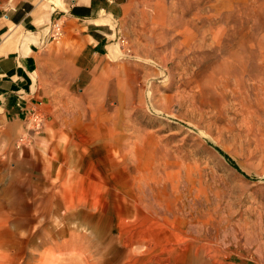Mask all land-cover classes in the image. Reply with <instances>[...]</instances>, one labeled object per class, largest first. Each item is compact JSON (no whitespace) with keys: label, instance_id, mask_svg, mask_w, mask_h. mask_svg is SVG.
Masks as SVG:
<instances>
[{"label":"rangeland","instance_id":"1","mask_svg":"<svg viewBox=\"0 0 264 264\" xmlns=\"http://www.w3.org/2000/svg\"><path fill=\"white\" fill-rule=\"evenodd\" d=\"M108 24L76 71L46 30L40 128L0 138V264H264V0H127Z\"/></svg>","mask_w":264,"mask_h":264},{"label":"crops","instance_id":"2","mask_svg":"<svg viewBox=\"0 0 264 264\" xmlns=\"http://www.w3.org/2000/svg\"><path fill=\"white\" fill-rule=\"evenodd\" d=\"M126 1L0 0V138L24 142L27 150L37 135L26 126L46 99L49 24L61 22L64 36L78 43L72 66L82 70L85 52L95 58L106 48L101 45L110 31L108 22Z\"/></svg>","mask_w":264,"mask_h":264},{"label":"built area","instance_id":"3","mask_svg":"<svg viewBox=\"0 0 264 264\" xmlns=\"http://www.w3.org/2000/svg\"><path fill=\"white\" fill-rule=\"evenodd\" d=\"M55 26H57V25L55 24ZM57 30H58V27H57ZM30 120L35 126L34 129L40 128V117H39V115H36L34 112H32V114L29 117V121Z\"/></svg>","mask_w":264,"mask_h":264},{"label":"bare ground","instance_id":"4","mask_svg":"<svg viewBox=\"0 0 264 264\" xmlns=\"http://www.w3.org/2000/svg\"><path fill=\"white\" fill-rule=\"evenodd\" d=\"M35 114L36 115H39V112L37 111V112H35ZM40 116V115H39ZM78 233V232H77ZM196 240V239H195ZM2 244H3V242L2 241H0V248H1V246H2ZM107 247V246H106ZM128 248V247H127ZM2 259V254L0 253V260ZM156 261V260H155ZM162 263V262H161Z\"/></svg>","mask_w":264,"mask_h":264}]
</instances>
